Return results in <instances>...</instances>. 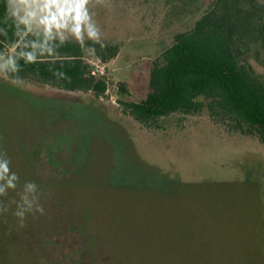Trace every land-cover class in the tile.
<instances>
[{"label":"rangeland","instance_id":"1","mask_svg":"<svg viewBox=\"0 0 264 264\" xmlns=\"http://www.w3.org/2000/svg\"><path fill=\"white\" fill-rule=\"evenodd\" d=\"M209 2H18L31 31L120 51L103 64L84 50L108 81L99 99L0 72V160L17 177L0 181V264H264V146L217 135L206 110L145 128L122 105L146 98L155 60Z\"/></svg>","mask_w":264,"mask_h":264},{"label":"trees","instance_id":"2","mask_svg":"<svg viewBox=\"0 0 264 264\" xmlns=\"http://www.w3.org/2000/svg\"><path fill=\"white\" fill-rule=\"evenodd\" d=\"M169 1L181 12L190 13L199 10L202 0ZM86 48L103 64L120 51L119 45L106 41L80 42L43 30L31 31L12 15L9 0H0V55L7 56L5 82L32 81L99 99L108 91V81L86 60ZM12 66L17 71H11ZM44 90L42 94L50 97ZM120 91L126 92L124 87ZM122 105L145 128H159L160 120L172 115L206 110L210 127L223 128L217 135L240 134L242 141L251 138L264 146V1L210 0L194 27L175 35L173 44L155 60L146 98Z\"/></svg>","mask_w":264,"mask_h":264},{"label":"clouds","instance_id":"3","mask_svg":"<svg viewBox=\"0 0 264 264\" xmlns=\"http://www.w3.org/2000/svg\"><path fill=\"white\" fill-rule=\"evenodd\" d=\"M18 2H22V0H9V4L13 7V15H18V10L16 9V5L18 4ZM9 64H11V61L8 62ZM11 71L15 72L17 71L15 66H12ZM0 72H5L4 71V66L0 65ZM10 172L9 169V161L6 160H0V181H6L7 187L8 188H15L16 185L14 183V181H16L17 177L15 174L12 175H8ZM36 188V185L34 183H27V189L29 191H32ZM4 189L2 187H0V193H3ZM39 211H42V209H38ZM17 216H22V213H15Z\"/></svg>","mask_w":264,"mask_h":264},{"label":"built area","instance_id":"4","mask_svg":"<svg viewBox=\"0 0 264 264\" xmlns=\"http://www.w3.org/2000/svg\"><path fill=\"white\" fill-rule=\"evenodd\" d=\"M95 70H96V72H97L99 75H101V76H105L104 68H103L102 66L97 65V67H96Z\"/></svg>","mask_w":264,"mask_h":264}]
</instances>
